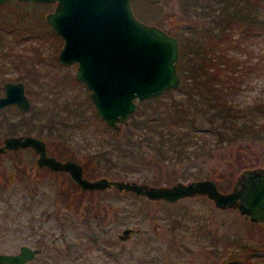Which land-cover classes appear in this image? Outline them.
<instances>
[{"label": "rangeland", "instance_id": "rangeland-1", "mask_svg": "<svg viewBox=\"0 0 264 264\" xmlns=\"http://www.w3.org/2000/svg\"><path fill=\"white\" fill-rule=\"evenodd\" d=\"M192 2L199 7L195 8L198 17L188 14L192 11ZM206 3L207 0H132L131 8L140 20L156 24L167 33L181 38L185 33L183 26L201 25L203 18L200 16ZM51 9V4L12 1L0 7V23L9 22L7 24L22 31L20 34L24 33V27L30 28L28 43L32 48L33 66L37 68L32 89L47 91L49 96L35 97L32 100L33 109L36 106L37 109H47L43 121L49 123L54 122L57 112L66 117L67 123L57 126V132L45 136V139L68 145L77 162L85 164L84 174L90 176L86 177L104 176L154 185L211 178L220 191H228L241 170L260 166L264 162V139L258 138L221 143L220 147L207 150L209 153L191 154L189 159H181L172 166L157 165L158 155L153 150L141 152L145 156L142 161L134 154V162H130L128 157L118 158L114 153H106L107 145L110 147L116 140L124 142L127 136L136 139L139 131L131 134L127 124H120L118 130H111L92 116L95 111L86 97L87 90L73 78L75 64L64 67L55 59L62 40L43 18ZM261 16L264 17V3ZM237 36L238 32H233L232 37ZM5 38L8 44L12 43L7 34ZM240 46L242 50L235 49L234 55L241 59L242 65L238 69L244 73L230 96L235 104L243 106L264 101V33L249 36L241 41ZM17 52L15 49L12 57ZM180 61L178 58L176 66ZM170 90V95L180 94L177 88ZM144 104L138 102L136 110L150 113L154 103ZM67 107L74 109L75 115L69 116L70 113L65 112ZM32 176L34 190L31 193H27L26 189L13 190L12 184L0 188V251H14L21 241L42 247L40 255L29 264H45L44 257L51 251L48 248L51 244L61 254L65 253L64 250L68 253L59 259L53 258L47 264H79L78 261L80 264H136L138 256L155 258V262L150 264H211L216 259L221 261V257L229 256V250L241 258L247 256L245 264H264V224L243 218L233 208H216L204 195L167 202L108 187L94 190L91 194L86 190L87 194L82 195L81 204L75 210L57 200L55 193L61 181L68 182V178L48 176L40 184ZM173 177L172 181H167ZM98 204L105 205L108 210L106 216L100 208L101 217L93 213ZM178 220L182 226L172 230ZM25 222H32L34 230H42L43 235L39 236L35 231L27 232ZM71 223L78 228H72ZM124 227H137L139 231L137 234L130 233L127 239L121 241L116 234ZM83 229L106 231L102 237H110L116 245L113 249L107 245L106 249L116 253L115 257L104 254L103 245L78 248ZM118 246L125 248L124 253H120Z\"/></svg>", "mask_w": 264, "mask_h": 264}, {"label": "water", "instance_id": "water-1", "mask_svg": "<svg viewBox=\"0 0 264 264\" xmlns=\"http://www.w3.org/2000/svg\"><path fill=\"white\" fill-rule=\"evenodd\" d=\"M6 1L9 0L0 3ZM26 1L53 4L52 10L44 14V20L62 40L56 59L65 66L75 64L74 79L87 90L86 97L95 113L111 130L128 122L138 102L180 86L176 66L178 39L161 27L137 18L131 0ZM4 101L16 102L22 108L28 103L21 92L19 97ZM26 145L38 153V165L68 172L81 190L113 187L167 202L204 195L216 208H233L243 218L264 224V162L241 170L231 189L220 191L211 178L161 185L104 176L88 179L78 163L45 155L42 141L33 136L8 137L0 151ZM138 231L137 227H124L116 236L125 240L130 233ZM37 252L36 248L21 245L16 254L0 253V264H23Z\"/></svg>", "mask_w": 264, "mask_h": 264}, {"label": "trees", "instance_id": "trees-1", "mask_svg": "<svg viewBox=\"0 0 264 264\" xmlns=\"http://www.w3.org/2000/svg\"><path fill=\"white\" fill-rule=\"evenodd\" d=\"M263 3L264 0H207L200 16L203 18L201 25L183 26L185 33L177 38L181 60L177 64L181 75V84L177 87L180 94L170 95L171 90L168 89L157 97L141 101V104L154 105L150 113L135 110L130 115L126 124L131 134L139 131L137 138L127 136L124 142L116 140L110 147L107 145L106 153H114L118 158L128 157L130 162H134V154L142 161L145 156L141 152L153 150L158 155L157 165L172 166L181 159H189L191 154L209 153L207 150L220 147L221 143L264 139V101L241 106L235 104L230 96L244 73L238 69L242 61L234 55V50L240 52L241 41L249 36L264 33ZM196 5L193 3L188 14L198 17L195 8L199 7ZM235 31L238 32L237 38L232 37ZM162 96L168 97L161 99ZM65 112L70 113L69 116L75 115V110L68 107ZM92 116L105 125L95 112ZM62 120L66 122L67 119L63 116ZM172 179L174 177L167 181ZM85 191L82 190V193ZM95 207L93 213L97 217H101L99 208L105 211V216L108 213L104 204ZM70 226L78 228L73 223ZM181 226L178 220L172 230ZM106 233L81 230L78 248L103 245V253L115 257L116 253L106 249L109 245L111 249L116 246L110 237H102ZM118 247L120 253H124L125 248ZM227 253L229 256L225 255L221 257L223 260L216 259L211 264H245L248 258L233 255L230 250ZM141 257H137L136 264L155 262V258Z\"/></svg>", "mask_w": 264, "mask_h": 264}, {"label": "flooded vegetation", "instance_id": "flooded-vegetation-1", "mask_svg": "<svg viewBox=\"0 0 264 264\" xmlns=\"http://www.w3.org/2000/svg\"><path fill=\"white\" fill-rule=\"evenodd\" d=\"M12 1L24 2L26 0H9L4 3H0V7L7 5ZM41 4H51L53 8L52 3ZM7 23H4L3 25L0 23V147L3 146L4 140L8 137L33 136L42 141L45 155L51 156L61 161L66 159L72 160L81 166L84 177L89 176L88 174H84V170L86 168L85 164L77 162L74 152L71 151L68 145H65L60 141L53 142L55 140L48 141L45 139V136H48L54 131L58 130L57 126L59 127L65 125L67 122L62 120L63 116L59 115V112L55 114L56 117L53 120L54 122L49 123L47 120L43 121V116L47 112V109H37V106L35 110L33 109L32 100L35 97L46 98L49 96L47 91L43 92L41 90H37L38 88L36 90L32 89V87L35 86L34 74H37V68L33 66L31 53L32 48L28 43L29 36L31 35V32L29 31L30 28L27 26L24 27L26 28L24 29V33L20 34L22 31L17 30L16 26H10ZM6 34L11 37V44H8L9 42H7L5 38ZM15 49H17L19 52H17L12 57L13 51ZM20 51H24V55H21ZM60 65L68 67L62 64ZM17 83H19L18 86ZM37 84L40 86V88L42 87V85L39 83ZM20 92L28 102L25 108L19 107L16 102L4 101L6 98L19 97ZM63 107L64 106L61 108ZM118 129L119 126L117 130ZM37 157L38 153H36L29 145L17 146L15 148H4L2 151H0V188H4L6 184H12L13 186H11V189L13 190H15V188L21 190L26 189L27 193H31L34 190L32 175H34V178L40 184L43 183V179L48 178V176L55 178L60 175L62 178H68V182L61 181V186H58V189L55 192L58 196L57 200H59L63 205L70 207L72 206V208L77 210L81 204V200L83 198L82 195L85 196L87 193H82V190L71 180L68 172L63 170H50L45 165H38ZM89 177L86 178L91 179ZM88 192L91 193L94 192V190ZM24 227L27 232L33 233L35 231L39 236L43 235L42 230H34L32 222H25ZM21 245L38 249V252L23 264H29L35 260L42 251V247L38 245L34 246L28 242L21 241V243L16 245V249L14 251H0V253L16 254L18 253L19 246ZM67 245L68 243L65 242V246ZM48 248L52 252L50 251L48 254H46V257H44V259H46L45 264H47L48 261H52L53 258L59 259L68 253L67 250H64L65 253L63 252L61 254L59 249L53 244L48 246Z\"/></svg>", "mask_w": 264, "mask_h": 264}]
</instances>
